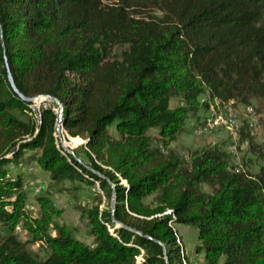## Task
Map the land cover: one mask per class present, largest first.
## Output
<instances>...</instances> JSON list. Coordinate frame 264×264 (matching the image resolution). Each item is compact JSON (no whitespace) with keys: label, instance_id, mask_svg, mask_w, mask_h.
<instances>
[{"label":"trees","instance_id":"obj_1","mask_svg":"<svg viewBox=\"0 0 264 264\" xmlns=\"http://www.w3.org/2000/svg\"><path fill=\"white\" fill-rule=\"evenodd\" d=\"M0 27L17 88L57 98L64 131L86 141L90 160L58 145L53 102L31 118L11 89L0 42V175L22 148L39 146L52 176L89 179L111 197L95 170L115 191L113 212L89 213L91 245L57 227L40 260L7 234L0 264H165L155 240L175 264L169 223L196 228L203 264H264V165L255 174L228 167L229 154L212 146L182 166L146 134L182 130L186 110L169 108L174 97L193 105L208 89L220 100L264 98V0H0Z\"/></svg>","mask_w":264,"mask_h":264},{"label":"rangeland","instance_id":"obj_2","mask_svg":"<svg viewBox=\"0 0 264 264\" xmlns=\"http://www.w3.org/2000/svg\"><path fill=\"white\" fill-rule=\"evenodd\" d=\"M123 49L124 46L114 49L116 58L121 57ZM168 106L170 109L183 107L186 110L182 130L171 131L169 128L161 133L158 129H148L146 134L150 136L154 147L160 148L163 153H174L182 166H188L193 154L204 148L218 146L226 151L231 145L239 146L237 153H234L236 155H233L235 158L231 156V159L238 161L241 171L255 174L264 165V98H252L247 103L220 100L210 96L206 89L193 105L174 97L170 99ZM226 106L234 109L238 115V124L233 130L220 127L212 130L213 132L196 133L195 127L200 123L222 118ZM248 108L252 111L248 112ZM29 115L32 118L30 113ZM242 128L248 132L246 139L240 137ZM108 132L114 138L118 137L114 125L108 127ZM61 134L64 145L70 147L84 165L90 164L88 151L84 146L85 140L78 137L79 141L75 142L72 140L75 137H70L63 126ZM25 140L28 142L30 139ZM57 142L60 146L58 138ZM40 153L39 146L22 148L0 175V189L5 191L0 218V242L7 234H12L26 251L43 260L50 252L46 240L55 237L57 227L64 228L80 242L91 245L93 237L90 230L93 223L89 213L94 209L101 211L111 208V197H107L105 190L89 179L66 180L60 176H52L43 165ZM121 183L125 185L124 180ZM109 188L111 189L110 186ZM201 190L209 193L210 187L202 183ZM152 195L146 196L143 202L151 203ZM169 225L179 247L180 259L178 262L175 258V264H203L205 256L203 249L197 246L199 242L196 228L186 224ZM219 261H223L222 256Z\"/></svg>","mask_w":264,"mask_h":264},{"label":"water","instance_id":"obj_3","mask_svg":"<svg viewBox=\"0 0 264 264\" xmlns=\"http://www.w3.org/2000/svg\"><path fill=\"white\" fill-rule=\"evenodd\" d=\"M0 42H1V45H2V57H3V60H4V67L6 69V72H7V78H8V81H9V84L11 86V89L13 91V93L21 100L23 101L24 103L26 104H32L34 101L38 100V99H49L50 101H52L58 108V112H57V123H56V127H55V132H56V136L57 138L59 139V143H60V146L63 150H65L66 152H68L69 154H71L73 156V158L76 159L77 162L81 163L84 165V163H82L73 153L72 149L66 145H64V143L62 142V134H61V126H62V115H63V107H62V104L60 103V101L51 96V95H37V96H27L25 94H23L18 88L17 86L15 85V82H14V79L10 73V70H9V67H8V63H7V58L5 56V51H4V39H3V33H2V30H1V27H0ZM86 143V141H85ZM90 169V168H89ZM92 170V169H91ZM94 173H96L98 176L102 177L103 179H105L107 181V183L109 184V186L111 187V202H110V207L112 209V212L114 211V201H115V191H114V187L112 185V182L107 179L104 175H102L101 173L95 171V170H92ZM113 222L115 224H117L118 226H121L125 229H128L130 231H135L137 232L139 235L141 236H144V237H147L148 239H152L151 237H148L147 235H145L144 233L140 232V231H136L135 229L131 228V227H128L126 225H124L123 223L117 221L115 219V217L113 216ZM161 247H162V250H163V256H164V260H165V264H170L169 263V260H168V257H167V254H166V250H165V247L164 245L160 242V241H157L155 240Z\"/></svg>","mask_w":264,"mask_h":264},{"label":"bare ground","instance_id":"obj_4","mask_svg":"<svg viewBox=\"0 0 264 264\" xmlns=\"http://www.w3.org/2000/svg\"><path fill=\"white\" fill-rule=\"evenodd\" d=\"M39 100H49V99H39ZM28 106H29V110H30V114H32V116L35 118V120H37L38 119V110L39 109H45V108H48V106L49 105H45V106H42V107H40V108H37L36 106H34V102L32 103V104H28ZM227 107V106H226ZM55 111V110H54ZM226 112L224 113V116L222 117V118H219V119H217V120H212L211 122H210V124H217V121H218V123H219V128L220 127H225L226 129H228V122L227 121H229V129H232V128H235L236 126H237V124H238V115H237V113H236V111L234 110V109H232L231 107H227V109L225 110ZM247 111L248 112H251L252 111V109L251 108H248L247 109ZM56 112V111H55ZM224 112V111H223ZM249 114V113H248ZM252 124V123H251ZM250 124V125H251ZM249 125V126H250ZM238 129H239V127H238ZM195 130H196V132L197 133H201V134H205V133H208V132H210V131H212V130H215V128L214 127H211V126H200V125H197L196 127H195ZM233 130V129H232ZM255 130V129H254ZM213 132V131H212ZM237 133V132H236ZM239 134V133H238ZM237 135V134H236ZM246 139V138H245ZM240 140V139H239ZM242 142V141H241ZM246 142V141H245ZM239 143H240V141H239ZM239 143H237V144H239ZM241 144V143H240ZM239 144V145H240ZM238 146V145H237ZM241 146V145H240ZM244 146V145H243ZM242 146V147H243ZM237 148H239V146L238 147H236V146H234V145H231V146H229L228 147V149H226V152L229 154V156H230V158H231V156H235L236 154H234V153H237ZM233 156V159L235 158ZM233 159H231V161L228 163V167H235V168H239V167H241L240 166V164L238 163V161H233ZM170 212V211H169Z\"/></svg>","mask_w":264,"mask_h":264},{"label":"built area","instance_id":"obj_5","mask_svg":"<svg viewBox=\"0 0 264 264\" xmlns=\"http://www.w3.org/2000/svg\"><path fill=\"white\" fill-rule=\"evenodd\" d=\"M51 102L52 101H50V100H36V101H34V106H36L37 108H40V107L45 106V105H50ZM56 112H58V109H56ZM227 122H228V130H229V121H227ZM200 126H211V127H214L216 130L217 128H219V123L217 121V124H210V120H209V121H206L204 123H200ZM197 134H201V133H197Z\"/></svg>","mask_w":264,"mask_h":264}]
</instances>
